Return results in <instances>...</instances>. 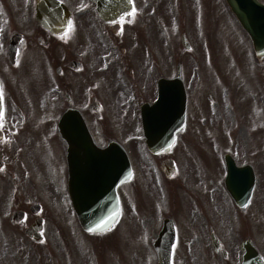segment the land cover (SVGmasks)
<instances>
[{"label": "flooded vegetation", "instance_id": "1", "mask_svg": "<svg viewBox=\"0 0 264 264\" xmlns=\"http://www.w3.org/2000/svg\"><path fill=\"white\" fill-rule=\"evenodd\" d=\"M62 1L70 11L69 27L62 33L39 22L36 3L27 13L25 0L23 18L10 23V33L3 37L0 25V264H157L153 242L161 214L146 225L150 219L137 208L141 183L119 185L115 209L108 202L113 189L101 185L109 181L101 177L103 170L96 169L92 178L80 157L73 203L70 144L59 120L77 111L87 122L88 142L106 148L119 141L127 147L119 133L126 134L128 127L135 132L137 121L143 132L141 105L160 97L166 81L178 76L180 63L188 117L178 138L186 136L189 144L194 88L183 57L194 51L186 49L189 41H178L172 26L178 17L184 27L192 20L197 29L207 21L221 23L226 2L130 0L128 12L108 13L107 21L96 0ZM73 27L76 32L70 34ZM181 37L186 38L185 32ZM77 140L76 148L83 151ZM189 194L186 216L172 215L178 237L173 264L181 242L188 264H240L234 237L228 242L218 233L222 215L211 214V196ZM215 198L212 202H221ZM243 239L253 237L249 233Z\"/></svg>", "mask_w": 264, "mask_h": 264}, {"label": "rangeland", "instance_id": "2", "mask_svg": "<svg viewBox=\"0 0 264 264\" xmlns=\"http://www.w3.org/2000/svg\"><path fill=\"white\" fill-rule=\"evenodd\" d=\"M0 3L4 37L10 32L9 23L21 21L26 9L23 0H1ZM229 17L221 23L201 24L203 37L195 22L188 21L194 52L185 55L183 62L191 71L189 82L194 94L190 112L193 117L187 136L190 143L184 136L169 154L177 163L174 179L165 183L160 157L149 154L143 137H139L133 127H128L124 135L119 133V137L126 140L129 147L138 177L136 183L141 181L143 185L141 207L137 208L144 210L150 219L147 226L153 225L157 214L174 215L176 211L177 216H186L191 190L199 194L208 192L211 214L213 217L222 215L216 224L219 235L228 242L234 237L236 244L250 233L264 256V105L261 111L257 96L260 86L264 85V63L257 61L247 32ZM74 32L73 27L69 33ZM192 64L200 66V75L195 69L191 70ZM224 152H231L239 163L251 162L255 166L258 184L246 213L241 214L224 185ZM212 194H215L213 198ZM215 196L219 197L220 205L212 202ZM184 233V229H180L179 234L184 237ZM184 245L181 242L176 248L175 264H188Z\"/></svg>", "mask_w": 264, "mask_h": 264}, {"label": "water", "instance_id": "3", "mask_svg": "<svg viewBox=\"0 0 264 264\" xmlns=\"http://www.w3.org/2000/svg\"><path fill=\"white\" fill-rule=\"evenodd\" d=\"M54 0H40L39 6L42 5L46 7L45 14L50 19L53 16H57L58 12L56 8L47 9L48 5H53ZM56 1V0H55ZM230 4L233 11L236 13L240 22L244 28L251 35L255 49L260 56H264V4L259 0H227ZM50 2L52 4H50ZM49 12V13H48ZM42 19H46L42 16ZM46 24H49V21L46 20ZM160 110L159 104H153L145 110L146 118L148 122H145L146 127V136L147 143L149 148L153 152L168 151L175 140V133L178 128L183 125L185 119V108L182 107V104L174 99L172 101V109L169 111V114L174 120H165L162 123L161 129H156L154 126L155 116ZM148 124L150 126H148ZM78 125V124H77ZM82 133L86 132V126L84 121L81 122ZM158 127V126H156ZM77 130L79 128L77 127ZM162 130V131H161ZM85 137V134H83ZM96 152H94V155ZM109 159L113 158V164L110 165V170H113L114 177L119 178L122 174L120 169L123 170V175L125 178H130L132 176V168L130 161L127 155L124 153L120 155L119 152H110ZM109 160V163H110ZM226 165H227V176H226V186L235 199L236 203L242 207L246 208L250 203V200L253 195V191L256 185V174L252 165L238 166L236 161L230 156H225ZM167 173H170V166H166ZM118 174V175H117ZM174 226L170 223L169 220H165L162 231L160 232L159 237L155 242V247L159 253L160 262L159 264H171V253L172 246L175 240V231ZM247 252L243 255L242 264H264L263 258L260 253L256 250L254 246L246 245L245 247Z\"/></svg>", "mask_w": 264, "mask_h": 264}]
</instances>
